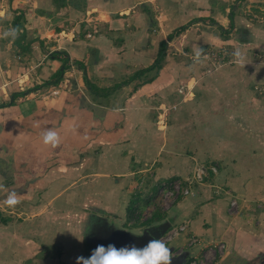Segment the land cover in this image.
I'll list each match as a JSON object with an SVG mask.
<instances>
[{"label":"rangeland","instance_id":"rangeland-1","mask_svg":"<svg viewBox=\"0 0 264 264\" xmlns=\"http://www.w3.org/2000/svg\"><path fill=\"white\" fill-rule=\"evenodd\" d=\"M127 1L134 5L135 10L139 8L146 12L151 27L148 32L151 34V40L146 39L142 42L141 49L139 46L135 47L141 53L139 61L143 64L135 66L136 68L124 79L120 77L118 81H112L109 87L120 84L117 90L126 86L122 91L115 92L119 95L120 101L126 96L133 95L134 98L137 94L139 97H135L134 103L142 101L147 108H150L148 117H145L150 121L146 126L150 130L143 131L146 127L141 126V131L138 132L139 139L136 140V153L140 141L151 138L149 134L154 132L153 127L156 128V124L161 130L162 126L170 125L169 129L164 128L162 132L167 131L166 136L171 138V142L163 147L164 150L159 147V155H164L165 159L171 158L172 168L176 164V171L172 173L175 174V179L170 180L167 175L166 177L161 175V178L155 181V178L148 177L155 167L165 169L162 161L157 160V154L152 156L156 149L151 150V147L143 154L137 153L145 157L142 158L144 162H138L137 168L132 167L136 171L129 176L130 181L121 184L117 193L118 207H115L116 204L113 205L110 201V194L108 199L105 195L111 189L108 183L98 186L99 191H106L104 195L99 193L98 202L90 198L89 192L80 190V181L78 182L80 188L71 185L67 192L60 193L64 186L60 183L58 188L47 192V188L41 186L45 190L40 192L42 196L37 191L41 189L36 187L35 190L30 191L33 194L28 195L26 192L34 183H39L37 177L40 176L33 175L34 180H32L31 175L20 174V170L17 173V169L7 167L5 174H0V264H79L77 257L89 256L86 250H93L99 244L105 245L100 241L104 235L111 236V233L115 232L129 234L137 239L143 236L150 238L148 230L160 227L162 225L160 217H165L167 211L177 206L178 202L183 203V208L186 195L189 193H179L175 196L173 191L165 196L162 190L168 188L170 182L179 180L183 188L187 187L190 191L192 185L199 181L195 178L198 169L204 170L202 181L211 178L213 181V177L223 169L221 176L224 183L227 182L233 187L230 183H234L236 179V183L233 184L235 189L243 186L248 180L259 181L264 178V1L189 0L191 9L186 10L187 2L178 0L180 6L176 8L178 14L171 15L167 11L165 16L162 12L159 13V10L150 7L144 9L143 5H139L136 1ZM85 2L86 0H64L63 5L67 8L61 13L62 22H59V18L55 15L50 16L49 20L44 18V23L39 25L45 27L46 22L48 26L45 28L50 26L56 31H63L57 37L64 40L68 38V32L73 34L75 30V35H71L74 39L79 31H77L78 27L77 30L73 28L82 19L81 11L85 9L87 4ZM176 5L177 0L173 8ZM34 8H38V5L35 4ZM221 13H225V24L222 26L216 24L217 19L214 18L217 16L221 20ZM171 18L175 19V23L167 29L165 22H169ZM84 23L86 21L82 22ZM31 25L36 30L35 25L38 26V23H33L32 20ZM160 26L164 31L160 32ZM2 27L8 30L10 28L9 24L4 23ZM180 27L181 29L172 37H168L169 33ZM197 30L199 32H196ZM200 31H204L205 37L211 35L215 41L199 37ZM18 32L16 33L18 37L25 38L23 31ZM87 32L81 34L89 37ZM159 33H163L162 37H158ZM142 35L144 38L145 35ZM152 38L155 40L154 44L159 45V50L161 41H166L160 68L148 69L137 75L139 77L129 79L136 72L155 63L159 50L155 52L154 47L148 48L152 46ZM132 40L137 42L138 39ZM131 46H128L129 50L125 53L132 52ZM143 49H146V55L142 52ZM198 50H202L199 56L196 55ZM237 50L241 52L239 58L234 56ZM49 58L52 57L49 55ZM35 59L34 62L37 63ZM63 59L64 57L61 60ZM64 63L65 68L62 62L63 70L58 81L62 79L64 70L71 67L72 62L66 58ZM73 64L83 72L81 77L89 88L86 81L90 80L85 73L83 63L75 60ZM36 70L34 68V71ZM55 74L49 79L52 83H55L53 82ZM152 76L154 78L163 76V78L157 82L149 81L150 84L144 85ZM69 82L74 84L73 80ZM167 88L170 91L165 92L164 89ZM75 91V94L80 93L79 89ZM122 129L124 135L120 134V138L116 141L124 140L127 134L128 142L132 143L134 137L131 138L132 135L127 133L126 125ZM131 149L133 151V147ZM54 160L55 158H51L50 162ZM140 166L145 168L143 173L137 172ZM53 172L46 174L45 177L52 176ZM13 175L16 177V182ZM84 179L89 182V177ZM157 180H159L157 192H154L155 195L148 194ZM229 188L227 185H222V190L235 192ZM13 190L18 203L9 206L5 200ZM233 201L235 203L231 205ZM235 204L236 199L232 198L228 205L229 212L234 211ZM128 206L131 207L130 210ZM97 211L98 215L105 218L104 221L102 217H98L94 222L95 217L91 214ZM171 228L175 226H170L162 238ZM84 237H87L86 242ZM169 240L164 242L168 243ZM214 249L218 254L219 247L216 245ZM220 251L223 253L224 247ZM209 259V256L204 258L203 264H209Z\"/></svg>","mask_w":264,"mask_h":264},{"label":"crops","instance_id":"crops-1","mask_svg":"<svg viewBox=\"0 0 264 264\" xmlns=\"http://www.w3.org/2000/svg\"><path fill=\"white\" fill-rule=\"evenodd\" d=\"M132 1L143 5L144 9L150 7L159 10V13L162 12L164 16L167 11L171 15H177L176 8L180 7L178 0L175 8L173 7L176 0ZM182 1L187 2L185 9L189 10V0ZM63 2L64 0H58V2L57 0L56 2L55 0H0V27L3 28L0 29V155L6 149L11 150L16 164L23 156L30 171L33 175H37L45 171L51 163V158L58 156L62 158L67 154L65 149L73 146L70 149L73 153H77L76 165H63L50 170L48 174L54 171L52 176L38 177L39 183L32 184L33 186L26 193L33 194L30 191H33L34 187L41 189V191L37 190L39 193L45 192L41 186L47 188V192L58 188L60 183L64 185L60 193L67 192L71 185L80 188L78 184L80 181V190L89 192L90 198L98 202L99 193L104 195L106 192L99 191L98 186L108 183L111 189L105 194L106 198L110 194V201L118 207L117 193L120 191L121 184L130 181L129 176L136 171L132 167L137 168L138 162H144L142 158L145 159V157L138 154L147 152V149L151 147V150L156 149L152 156L157 154V160L162 161L165 169L155 167L148 177L155 178V181L160 179L161 175L165 177L167 175L170 180L175 179V174L172 173L176 171V164L172 168L171 158L165 159L164 155H159V147L164 150L163 147L171 142V138L166 136L167 131L162 132L164 128L169 129L170 125L162 126L161 130L156 124V128L153 127L154 132L149 134L151 138L140 141L137 154L135 147L138 132L141 131V126L146 127L150 124V121L145 119L150 113V108H147L142 101L134 103L135 97H139L137 94L134 98L133 95L126 96L120 101L119 95L115 92L122 91L126 86L115 89L114 92L105 96L89 90L81 77L83 72L73 64V61L79 60L83 63L86 75L98 89L107 88L112 81H118L120 77L124 79L136 68L135 66L143 64L139 61L141 53L135 47L139 46L141 49L142 42L146 39L151 40V34L148 33L151 27L146 12L139 8L135 10L134 5L127 0H86L85 9L81 11L82 19L73 28L77 30L78 27L77 37L74 39L71 37L75 35V30H72L73 34L68 32V38L64 40L57 37L63 31H56L50 26L45 28L48 26L46 22L45 27L39 25L44 23V18L49 20L50 16L55 15L59 18V22H62L61 13H64L67 8ZM35 4L38 8H34ZM221 16V20L214 16L217 19L216 24L220 26L225 24V13H221ZM32 20L33 23H38V26L35 25L36 30L31 25ZM83 21L86 23L82 24ZM174 21L175 19L171 18L169 22H165V27L168 29L175 23ZM3 23L9 24V29L14 28L16 33L23 31L25 38L18 37L16 34L14 38L10 36L5 38L3 35L8 29L2 27ZM157 25H160L159 20ZM162 29L161 27L160 32L164 31ZM86 31L89 37L81 34ZM142 34L145 35L144 38ZM162 35L163 33H159L158 37ZM204 35V31L198 34L199 37L215 41L211 35L207 37ZM203 38L202 40H205ZM131 39L138 40L135 42ZM152 41V46L148 48L154 47L153 50L156 52L159 45L154 44L153 38ZM128 46L133 47V50L125 53L129 50ZM41 48H43L42 51ZM52 51L62 53L56 58H49V52ZM142 52L145 54L146 49ZM63 57L72 62L71 67L64 70L61 80L52 83L49 80L52 74L63 70L61 60ZM162 78L163 76L153 77L151 82L160 81ZM70 80H73L74 84L69 82ZM76 89H79L80 93L75 94ZM54 90L57 91L55 94L52 93ZM168 90L170 91L169 88L164 89L165 92ZM73 91L74 93H71ZM80 96H84L95 107L105 109L106 113L100 121L96 122L97 125L94 124L93 119L89 118L85 123L80 118V112L84 114V111L77 108ZM71 108L72 112H66V109ZM125 125L127 133L132 135L131 138L134 137L133 144L131 141L128 142L127 134L124 140L116 141L122 134L124 135L122 128ZM71 128H73L72 131H70ZM49 129L56 131L59 135L57 147H53L51 143H43L42 133ZM146 130H150L149 127L143 129V131ZM71 138L75 141L78 138L79 145L73 144ZM143 171L145 168L141 166L137 170L141 173ZM222 171L223 169L218 171L213 181L212 178L207 181H197L186 195L183 208V203L178 202L177 206L167 211L165 217H160L162 224L160 227L163 228V232L156 239L161 240L170 226L184 225V229L166 243L172 252V258L180 256L184 264H203V259L208 256L209 264H220L227 256L233 255L240 262H245L243 261L245 259L248 263L264 264V178L259 181L248 180L243 186L235 189L233 184L236 183V179L234 183L229 182L233 187L229 186L227 182L224 183ZM86 177H89V182L83 180ZM158 184L159 180L156 185H153L152 190H146L149 191L148 194L155 195ZM222 185H227L235 192L222 190ZM232 198L236 199V207L233 212H229L228 205ZM98 213L97 211L91 214L95 217L94 222L98 217H102L104 221L105 218ZM191 237H195V242L189 243ZM84 239L86 242L87 237ZM216 245L219 247L218 254L214 249ZM220 245L224 247L223 253L220 251L222 249ZM87 252L90 255L92 250H86Z\"/></svg>","mask_w":264,"mask_h":264},{"label":"clouds","instance_id":"clouds-1","mask_svg":"<svg viewBox=\"0 0 264 264\" xmlns=\"http://www.w3.org/2000/svg\"><path fill=\"white\" fill-rule=\"evenodd\" d=\"M16 30L9 29L4 35L15 36ZM202 50H198L199 56ZM234 56L241 57L239 50ZM43 143H51L53 146L59 143V135L54 130H47L42 133ZM9 206L18 203L15 191L10 192L5 200ZM172 252L169 246L160 239L149 238L143 245L130 242L117 247L115 244L97 245L88 257L79 256V264H171Z\"/></svg>","mask_w":264,"mask_h":264},{"label":"trees","instance_id":"trees-1","mask_svg":"<svg viewBox=\"0 0 264 264\" xmlns=\"http://www.w3.org/2000/svg\"><path fill=\"white\" fill-rule=\"evenodd\" d=\"M231 18V17H230ZM232 25V24H231ZM181 29L180 28H176L174 29L173 32L169 33L168 34V37H172L174 35L175 32H178L179 30ZM244 32H246L247 30H243ZM243 39V38H242ZM166 45V41L162 40L161 41V47H160V50H159V54H158V57L156 58V61L154 64H152L151 66H149L148 68L146 69H143V70H140L138 72H136V74H134L133 76H131L129 79H133L135 77H139L137 75L141 74V73H144V71H147L148 69H152V68H155L156 69H159L160 68V61L163 59L164 57V52H163V48L164 46ZM62 52H52L50 53V57H57V55L61 54ZM66 61V58H64L62 60L63 62V65L65 64L64 62ZM64 68H65V65H64ZM61 71L62 70H59L54 76V80L53 82H58V77L60 76L61 74ZM154 77V76H152ZM152 77H150L147 81H151ZM57 79V80H56ZM146 81V82H147ZM86 84L89 86L90 90L94 91V92H98L99 95H108L110 93H112L116 88H118L120 86V84H114L113 86L111 87H107V88H100L98 89L96 87V85H94L92 82L90 81H86ZM79 103L77 104L78 105V109L80 111H84V114L82 112H80L81 116L80 118L82 119V121H85V123L87 122V120L90 119H93L95 122L94 124L97 125V121H100L101 117L106 113L105 109H98L94 106H91V104H89V102H87L83 96H80L79 97ZM78 110V111H79ZM72 112V108L71 109H66V112ZM84 123V124H85ZM100 123V122H98ZM74 126V125H72ZM73 128L70 129V131H72ZM105 129V128H103ZM71 141L73 142V144H76L79 145V140L78 138L76 139V141L74 140V138H71ZM72 145V143H70ZM69 144V145H70ZM58 145L56 144L55 146L53 147H57ZM73 146H71L70 148H72ZM85 147V146H84ZM68 147V149L66 148L65 149V152L67 153L66 155H64L62 158H60L59 156L55 158L54 162H51L46 168H45V171L44 172H39L38 175L41 177H44L46 176V174H48V172L50 170H54L55 168L57 169L58 167H61V166H68V165H76L77 161L75 160V155L77 153H73L72 149H70ZM3 149H6V148H3ZM24 149V148H23ZM81 156V153L79 154ZM20 160L17 162L18 164L15 163V161H13V157H12V152L11 150L9 149H6V151H4V153H2L0 155V174H5L4 171L7 167H12L13 169H17V173L19 172L20 170V174H24L26 173V175H31V177L33 176V173L30 171L31 169L28 168L27 166V162L25 160V158L22 156L19 158ZM12 161V162H11ZM18 166V168L16 167ZM29 171V172H28ZM15 174V173H14ZM19 175V174H18ZM14 176V175H13ZM38 178V177H37ZM14 179L16 182V177L14 176ZM32 180H34V178L32 177ZM15 184V183H14ZM14 184L12 186H14ZM131 207L128 206V209L130 210ZM245 262H240L239 260H237L236 256H227L225 259H223V261L220 263V264H252L253 262H250L248 263L245 259L243 260Z\"/></svg>","mask_w":264,"mask_h":264},{"label":"water","instance_id":"water-1","mask_svg":"<svg viewBox=\"0 0 264 264\" xmlns=\"http://www.w3.org/2000/svg\"><path fill=\"white\" fill-rule=\"evenodd\" d=\"M149 234L151 235V238H159L161 236V233L163 232V228L161 227H156V228H150L148 230ZM149 237L143 236L139 237L137 239L136 237L130 236L129 234H117L113 232L111 233V236L104 235L103 238H101V242L105 243V245L108 244H115L117 247L122 246L124 244H128L130 242H135L137 245H143ZM171 264H184L183 258L182 257H175L171 258Z\"/></svg>","mask_w":264,"mask_h":264},{"label":"built area","instance_id":"built-area-1","mask_svg":"<svg viewBox=\"0 0 264 264\" xmlns=\"http://www.w3.org/2000/svg\"><path fill=\"white\" fill-rule=\"evenodd\" d=\"M53 93H55V91H53ZM202 169H198L195 172V178L198 179L199 181L202 180V178H203V173H204L203 171L204 170H202ZM168 188L162 190L164 192V195L165 196H167L168 194L172 193L173 191H175V196H177V194H179V193H185V194H187L189 192V189L187 187L183 188V186L180 184V181L179 180L170 182ZM234 203L235 202L233 201L231 205H233ZM184 227H185L184 225H180L178 227L169 229L167 231V233L165 234V236L161 240L162 241H165V240L171 239L176 234H178L179 232H181L184 229ZM195 240H196L195 237H191L189 239V243H193V242H195ZM222 247H223V245H220V248H222Z\"/></svg>","mask_w":264,"mask_h":264}]
</instances>
